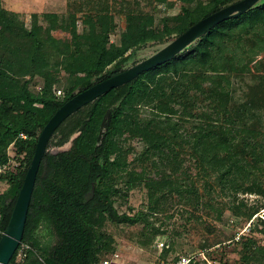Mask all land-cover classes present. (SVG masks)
<instances>
[{
  "label": "trees",
  "instance_id": "16d2710c",
  "mask_svg": "<svg viewBox=\"0 0 264 264\" xmlns=\"http://www.w3.org/2000/svg\"><path fill=\"white\" fill-rule=\"evenodd\" d=\"M94 1L84 0L88 5ZM179 1L181 11L163 16L160 27L155 26L153 14L128 12L119 42L108 48L109 34L116 31L117 24L106 11L107 2L92 5L97 14L85 18V30L75 34L71 42H64L53 31H69L78 20L76 11L62 18L35 12L28 27L18 12L6 9L0 0V165L9 166L0 174V183L6 185L0 193V239L39 135L55 112L77 93L126 70L142 47L178 37L201 19L239 0ZM262 29L264 0L219 23L171 60L104 93L62 122L48 148L55 139L61 145L74 132L79 134L68 151L47 149L22 242L32 245L36 227L40 222L49 223L60 240L49 258L43 254L46 264H103L116 252L102 223L104 217L115 224L142 221V234L150 229L153 240L165 233L161 226L155 227L142 212L120 213L115 205L120 185L129 191L135 182L146 180L153 213L163 206L167 209L169 195L176 193L179 203L192 209L188 221L202 220L199 209L208 213L217 209L222 214L227 208L236 219L250 221L257 216L258 222L252 221L249 230L262 226L264 231V219L258 217L264 202L239 197L240 193L264 197V132L239 126L228 90L233 71L250 70L248 66L237 67L235 61H253L264 52ZM254 65L256 70H264V57ZM196 109L200 111L194 112ZM188 120L192 121L190 131L181 124ZM126 131L143 142L134 160L150 164L154 171L151 178L128 172V158L120 160ZM93 187L94 196L87 200ZM207 229L213 227L208 225ZM149 240L140 238L139 243L144 246ZM239 242L251 248L242 253L246 261L264 259V248L252 236L241 235ZM172 247L163 243V259ZM18 251L10 264H44L32 249L17 262ZM181 258L178 255L174 260ZM200 263V258L192 256L188 264Z\"/></svg>",
  "mask_w": 264,
  "mask_h": 264
},
{
  "label": "rangeland",
  "instance_id": "374dc122",
  "mask_svg": "<svg viewBox=\"0 0 264 264\" xmlns=\"http://www.w3.org/2000/svg\"><path fill=\"white\" fill-rule=\"evenodd\" d=\"M83 1V2H82ZM207 1V0H204ZM95 3L88 5L84 0H4V7L10 11L18 12L20 19L26 26H31L32 14L38 13H55L60 18L67 16L70 12H77V22L75 25H71L69 31H64L58 28L53 31L54 35L62 39L64 42H71L72 37L75 34H81L85 27V18L89 15H96L92 5L98 4V2H107L109 11L113 15L116 22V31L109 34L108 48H114L119 42V35L125 30L127 26V13L134 12L136 14H153L155 17V26L160 27V20L163 16L174 15L181 11L182 2L179 0H167L163 2L161 0H95ZM171 3L172 6L168 5ZM101 3H99L100 5ZM80 5H82L80 7ZM91 6V7H89ZM103 6V5H101ZM99 6V7H101ZM80 8L79 10H77ZM42 19V18H41ZM47 25V22H43ZM264 34V29H262ZM176 38L175 35L167 39L165 43H149L142 47L136 55V57L130 62L129 67L134 65L135 62H140L145 58L159 51L166 46L172 40ZM264 57V52L259 54L250 61L249 58H242L238 62L235 61L237 67L250 68L248 71H233L231 74V84L228 88L230 92V98L232 100L231 106L234 108L235 116L239 121V126L243 128L258 129L264 132V70L254 69V62ZM241 67V68H242ZM240 68V69H241ZM63 74L64 71H63ZM178 78V77H176ZM173 78H169L172 80ZM207 86L206 83L203 84ZM147 110V109H146ZM146 110L142 111L141 115L145 116ZM204 110V109H202ZM201 110V111H202ZM200 111L199 109L194 112ZM178 118V117H176ZM192 121L181 122L182 126L188 131L192 130ZM79 132H74L70 135L69 139L57 145L55 141L50 145L48 150L50 152L68 151L74 145V140L78 136ZM123 139H127L123 142V154H118L120 160L128 158L129 166L128 172L134 171L143 175L146 179L151 178L154 175V171L150 170V164L141 163L134 160L135 156L143 149V142L134 137L129 131L124 133ZM128 150L126 153L125 151ZM118 153V152H117ZM115 153L113 156L117 155ZM133 163V164H132ZM135 165V166H134ZM195 171V170H194ZM147 180L144 182H135L132 189L126 191L125 186L120 185L122 190L120 195L116 197L115 205L120 213L127 212L129 214H137L142 212L149 218L153 225L161 226L164 234L157 235L153 240L150 236V229L147 234H142L144 223L138 222L137 224H115L110 222L106 217L102 223L104 224L108 234H110V242L115 245L116 252L120 255L119 258L113 260V264H176L177 260H174L178 255L187 258L195 257L200 258V264H264V259L258 261L257 259H251L246 261L242 253L246 250L251 251V248L244 246L242 243H238L241 235L252 236L256 244L264 248V231H261L262 226L256 231H250L249 226L251 222H258L257 216L252 220L247 221L244 218L234 217L229 209L224 210L223 213L214 211L208 213V210L199 209V215L202 220H190L187 217L189 212L192 211L191 207L185 206L178 201L176 193L170 194V202L166 205V208L159 210L157 213H153L149 210L150 192ZM4 183H0V190L5 188ZM125 194V195H124ZM124 195V196H123ZM239 197L246 198L249 202L257 203V200L264 202V197L260 194H243L240 193ZM222 198V197H221ZM226 201L227 198L220 199ZM179 205V206H177ZM208 211V212H207ZM258 217L264 219V206L259 210ZM96 216V215H95ZM107 219V220H105ZM36 233L33 235L35 240L45 245L49 236V242L57 243L60 238L55 232L52 226H46L44 222H40ZM213 227V230L207 229V226ZM49 227V229H47ZM152 228V226H151ZM49 230V234L48 231ZM234 238H231L232 236ZM150 239L144 246L139 243V239ZM231 238V239H230ZM224 240L221 244L219 241ZM208 243V247H202L201 244ZM163 243L173 244L172 250L166 255V259L162 256ZM31 244V243H30ZM35 243H32L34 246ZM37 245V244H36ZM55 246V245H54ZM52 246L49 247L51 252ZM37 254L42 253L37 246ZM249 251V252H250ZM35 256H38L36 253ZM42 253L39 256H43ZM264 257V254H262ZM39 259V257H37ZM182 259V258H181ZM180 259V260H181ZM40 260V259H39ZM40 262H42L40 260Z\"/></svg>",
  "mask_w": 264,
  "mask_h": 264
},
{
  "label": "water",
  "instance_id": "95a60500",
  "mask_svg": "<svg viewBox=\"0 0 264 264\" xmlns=\"http://www.w3.org/2000/svg\"><path fill=\"white\" fill-rule=\"evenodd\" d=\"M259 1L260 0H239L211 13L192 25L187 31L176 37L156 53L128 67L126 70L95 83L91 87L77 93L55 112L39 135L33 159L16 199L9 224L2 233L0 239V264H10L23 241L26 221L40 165L47 152L49 141L61 123L70 115L104 93L131 82L145 71L171 60L175 55L184 51L216 25L225 20L240 16ZM94 189L93 187L86 195L87 200L93 198Z\"/></svg>",
  "mask_w": 264,
  "mask_h": 264
},
{
  "label": "flooded vegetation",
  "instance_id": "af4514ba",
  "mask_svg": "<svg viewBox=\"0 0 264 264\" xmlns=\"http://www.w3.org/2000/svg\"><path fill=\"white\" fill-rule=\"evenodd\" d=\"M91 200V199H90ZM47 225H49V223L47 224ZM47 229H49V227L47 228ZM36 231H37V227H36V229L33 231V235L36 233ZM48 232V234H49V230L47 231ZM34 237V236H33ZM48 240H47V242L45 243V245H43L41 242H40V240H37L36 241V244H35V247H36V249L30 244V242L28 243V242H22V243H25V244H27L28 245V248H27V252H28V250L30 249H32L33 250V252L34 253H36L37 254V252H38V250H37V246H38V249H40L41 251L40 252H42V253H44V255L46 256V257H48L49 258V247H53L54 245H56V243H53V242H49V240H50V238H49V236H48V238H47ZM21 243V244H22ZM35 243V242H34ZM26 252V257H27V253ZM42 253H38L37 255H38V257H39V259L44 263V264H46V260H45V258L43 257V256H39V255H41ZM18 255V254H17ZM25 257V258H26ZM25 258H23V259H20V258H18V256L16 257V261L17 262H21V261H23Z\"/></svg>",
  "mask_w": 264,
  "mask_h": 264
},
{
  "label": "built area",
  "instance_id": "2783aa9c",
  "mask_svg": "<svg viewBox=\"0 0 264 264\" xmlns=\"http://www.w3.org/2000/svg\"><path fill=\"white\" fill-rule=\"evenodd\" d=\"M22 135H23V134H22ZM8 167H9L8 165H0V174H1L2 172H4L5 169L8 168ZM4 189H5V188H4ZM4 189H3V190H4ZM3 190H0V193H1ZM27 248H28V245L25 244V243H22V244L20 245V247L18 248V250H19V251H18V255H17L18 258L23 259V258L26 257ZM119 257H120V255H119L117 252H115L114 255H113V258H112L111 260H104V261H103V264H113V260L116 259V258H119ZM189 261H190V257H187V258L182 257V259L179 260L176 264H188Z\"/></svg>",
  "mask_w": 264,
  "mask_h": 264
}]
</instances>
